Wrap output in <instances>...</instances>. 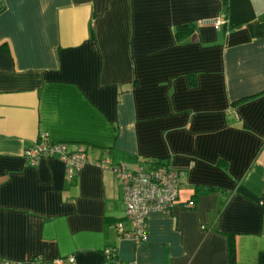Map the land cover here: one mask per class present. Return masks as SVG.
Masks as SVG:
<instances>
[{"label":"crops","instance_id":"1","mask_svg":"<svg viewBox=\"0 0 264 264\" xmlns=\"http://www.w3.org/2000/svg\"><path fill=\"white\" fill-rule=\"evenodd\" d=\"M226 1L0 0V264H103L105 246L120 264H257L264 205L236 186L264 190V0ZM221 11L227 32L197 24ZM178 23L193 32L176 38ZM39 139L160 160L181 171L177 197L147 214L145 239L117 237L113 171L30 164Z\"/></svg>","mask_w":264,"mask_h":264},{"label":"built area","instance_id":"2","mask_svg":"<svg viewBox=\"0 0 264 264\" xmlns=\"http://www.w3.org/2000/svg\"><path fill=\"white\" fill-rule=\"evenodd\" d=\"M222 20L217 16L211 23L218 28ZM22 155L30 164L36 163L41 157L54 156L63 162L67 174L75 173L86 163L110 168L120 183L124 214L129 221V227L126 229L119 221L114 224L117 237L129 238L135 242L146 237L147 214L169 207L177 197L181 171L162 163H140L135 167H127L121 162L111 163L108 158L92 160L81 149H70L65 142L46 139H39L26 147ZM186 205H191V202H187ZM102 254L104 264H119L115 248L105 246ZM73 261V255L68 254L53 257L47 263L70 264ZM3 264H19V262L5 260ZM29 264H40V262L34 258Z\"/></svg>","mask_w":264,"mask_h":264},{"label":"trees","instance_id":"3","mask_svg":"<svg viewBox=\"0 0 264 264\" xmlns=\"http://www.w3.org/2000/svg\"><path fill=\"white\" fill-rule=\"evenodd\" d=\"M220 1H221L223 6H226V3H227L226 0H220ZM217 16H220L223 20L220 23L219 27L215 28L212 25L211 22H212V19L217 17ZM200 21H204V22L201 23ZM226 21H227V18L225 16V13L221 11V12L217 13L215 16L211 17V19H209V20L208 19L207 20L206 19L199 20L197 22V24H200V25L211 24V26L214 29L223 28L224 31L227 32L229 30V26L226 24ZM193 27H194V24H192V23H178L175 26V30H174L175 37L176 38H184L185 36L190 35L193 32V29H194ZM188 75L190 76V78H189L190 82L194 83V79L192 77V74H188ZM232 103H234V101H232ZM152 162L155 163V164H157V163L161 164L160 160H154ZM152 162H149V163H152ZM263 176H264V171H263ZM208 189H211V187H208ZM236 189H237V191L242 192L250 200H253V201H256V202H260L261 204L264 205V190H263V193L259 196V195L254 194L253 192H251L249 189L244 188L241 184H237ZM193 195H194V193H193ZM189 201L191 202V205H189V207L193 206L194 201H193L192 198H190L187 201H185V205L184 206H186V203L189 202ZM109 247H112V246H109ZM112 248H114V247H112ZM234 250H235V248H234L233 235L229 233V234H227V258H228L229 262H233V260H234V257H235ZM104 262L105 261H104V258H103V264H104ZM119 264H120V262H119ZM257 264H264V250H261V251L258 252Z\"/></svg>","mask_w":264,"mask_h":264}]
</instances>
